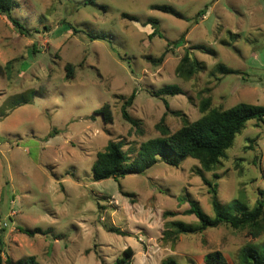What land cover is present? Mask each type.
<instances>
[{
	"label": "rangeland",
	"instance_id": "obj_1",
	"mask_svg": "<svg viewBox=\"0 0 264 264\" xmlns=\"http://www.w3.org/2000/svg\"><path fill=\"white\" fill-rule=\"evenodd\" d=\"M166 7L175 13L157 8ZM21 35L0 13V219L7 226L3 259L37 264H114L132 248L131 264H206L222 252L238 264L246 245L264 242L224 224L163 241L165 223L198 224L187 215L196 202L214 216L210 187L198 161L178 167L160 161L144 174L92 181L97 154L120 142L133 161L143 143L171 133L185 120L239 103L264 105V0H15ZM158 21L163 37H151ZM184 38V45H168ZM202 46L206 50L193 49ZM190 51L205 64L192 79L176 69ZM166 54L162 63L159 58ZM74 66L68 79L65 67ZM239 74L224 75L218 66ZM177 85L183 94L155 93ZM134 125L125 120L124 103ZM110 106L112 122L96 111ZM218 199L253 208L264 198V122L250 121L216 169L204 173ZM4 229V231H2ZM27 229L38 233L31 237ZM121 232V234L119 233Z\"/></svg>",
	"mask_w": 264,
	"mask_h": 264
},
{
	"label": "trees",
	"instance_id": "obj_2",
	"mask_svg": "<svg viewBox=\"0 0 264 264\" xmlns=\"http://www.w3.org/2000/svg\"><path fill=\"white\" fill-rule=\"evenodd\" d=\"M15 0H0V13L6 17L10 24L23 36L30 37L31 31L27 26L13 16ZM166 13H175L170 8H157ZM155 25L151 37L163 35L159 32L158 21L150 20ZM168 45L179 48L184 45V38L176 42H169ZM193 49L206 50L202 46ZM166 57L163 54L158 63H162ZM205 64L191 56L190 51H186L181 59L176 73L180 78L187 80L192 79L196 74L205 70ZM218 71L224 75L239 74L238 71L227 68L224 65L218 66ZM67 78L73 79L75 72L74 66L67 64L65 67ZM183 94V90L177 85H168L155 93L156 97L163 98L167 112L179 115L178 112H172L166 97ZM135 94H133L123 105L122 113L125 120L134 125L138 122L131 118L127 108L133 104ZM210 101L203 102L201 112L204 115L195 122L190 123L185 120L184 126L171 133L165 124V116L157 125L161 137L151 139L143 143L140 147L137 157L130 161L123 152V146L120 142L110 141L105 150L97 154L96 161L92 168V181L100 182L108 179L124 178L131 174H144L153 168L160 161L178 167L185 159H193L200 163L201 168L197 169V174L210 187L212 194V209L214 216L206 214L196 202H191L187 215H195L198 224L191 225L186 222L174 220L165 223L163 241L165 243L175 244L180 235L198 234L209 228H217L227 224L238 230H247L248 235L252 238H259L264 234V198H260L253 208H250L244 200L236 199L228 205H222L218 199L217 187L215 184L208 182L204 173L212 172L216 169L226 152L234 145L237 136L245 129L246 125L253 120L264 122V105H252L249 103H239L229 109H210ZM101 114L106 123H111L113 116L110 106L96 111ZM4 231V229H2ZM23 233L28 236H35L43 233L42 230L35 231L24 229ZM121 234V232H119ZM3 236L0 234V264H37L35 258L27 260L14 261L11 257L6 256L3 259ZM134 257L132 248L124 251L123 257L119 258L114 264H131ZM206 264H228L222 252L216 251L205 256ZM163 264H178L172 258L163 261ZM238 264H264V242L259 245H246L238 253Z\"/></svg>",
	"mask_w": 264,
	"mask_h": 264
},
{
	"label": "built area",
	"instance_id": "obj_3",
	"mask_svg": "<svg viewBox=\"0 0 264 264\" xmlns=\"http://www.w3.org/2000/svg\"><path fill=\"white\" fill-rule=\"evenodd\" d=\"M4 226H7V224L6 223H3V221L0 219V228H2Z\"/></svg>",
	"mask_w": 264,
	"mask_h": 264
}]
</instances>
